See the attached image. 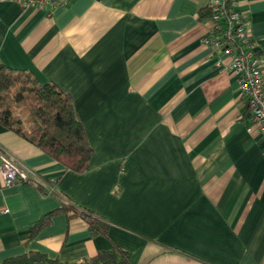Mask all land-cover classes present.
<instances>
[{
    "label": "crops",
    "instance_id": "1",
    "mask_svg": "<svg viewBox=\"0 0 264 264\" xmlns=\"http://www.w3.org/2000/svg\"><path fill=\"white\" fill-rule=\"evenodd\" d=\"M210 2L0 0V61L71 94L93 147L76 172L0 123V145L54 181L44 193L0 174V262L40 252L75 263L118 246L133 264H264V134L218 65L230 57L203 42ZM238 9L264 60V0ZM67 202L108 234L65 212L33 232Z\"/></svg>",
    "mask_w": 264,
    "mask_h": 264
},
{
    "label": "trees",
    "instance_id": "2",
    "mask_svg": "<svg viewBox=\"0 0 264 264\" xmlns=\"http://www.w3.org/2000/svg\"><path fill=\"white\" fill-rule=\"evenodd\" d=\"M209 7L202 17L209 16ZM0 123L42 149L65 168L83 172L88 168L93 147L83 123L77 118L74 99L56 84L41 83L28 70L13 69L0 61ZM40 186L44 193L48 190ZM59 212L84 216L94 235H107L110 224L92 212L67 202L62 208L45 214L33 227L37 232L49 224ZM133 264L129 251L115 246L98 252L95 256L69 263L51 259L46 254L31 252L27 255L1 261L0 264Z\"/></svg>",
    "mask_w": 264,
    "mask_h": 264
},
{
    "label": "built area",
    "instance_id": "3",
    "mask_svg": "<svg viewBox=\"0 0 264 264\" xmlns=\"http://www.w3.org/2000/svg\"><path fill=\"white\" fill-rule=\"evenodd\" d=\"M25 7L65 6L70 0H17ZM209 19L213 25L203 38L206 45L230 57L226 66L238 79L239 90L250 111L251 126L264 134V60L253 48L252 36L243 13L238 9V0H211ZM0 174L6 186L16 183L44 185L53 192V182L45 180L34 169L16 162L0 145Z\"/></svg>",
    "mask_w": 264,
    "mask_h": 264
}]
</instances>
